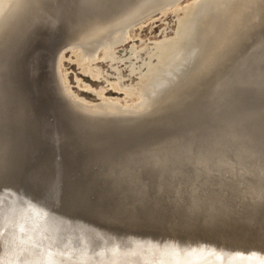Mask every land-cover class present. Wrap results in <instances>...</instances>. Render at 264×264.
Segmentation results:
<instances>
[{
  "label": "bare ground",
  "instance_id": "1",
  "mask_svg": "<svg viewBox=\"0 0 264 264\" xmlns=\"http://www.w3.org/2000/svg\"><path fill=\"white\" fill-rule=\"evenodd\" d=\"M49 1L0 0V124L2 107L7 106L6 101L12 93L14 95L22 89L24 96H28L26 90L31 83L25 82L26 69L45 59L42 51L48 48L49 39L44 33L31 41L32 45L34 42L38 45V52L31 58L27 54L29 61L27 59L25 67L24 56L23 60L18 58L14 49L20 39L19 30L27 32L34 20L45 16ZM155 7L162 13L176 12L179 26L175 36L156 43L151 57L155 55L157 61H144L145 71L140 67L142 63L137 65L140 70L136 63L131 65L132 73L140 71L137 82L126 83L121 71H117L116 80H109L112 87L124 93L125 97L108 96L106 87L95 89L84 82L100 100L93 102L77 94L70 86L68 74L64 73L66 52L74 54L83 72L99 78L101 66L94 62L101 57L109 58L111 62L123 60L114 46L127 41L136 24L151 17ZM57 19L68 42H64L62 49L57 51L58 55L54 52L57 57L53 65L56 74L51 73L75 112L80 110L89 115L91 122L103 115L100 118L104 121H101L108 122L109 127L111 123L127 127L138 124V127V120L147 118L144 128L160 119L159 116L177 112L180 127L185 126L181 131L182 138L174 139L176 142L172 139L155 140L154 137L146 148L127 152L124 157L119 153L94 160L97 168L88 187L98 196L97 203L103 210L102 220L63 214L10 188L1 191L0 240L3 243L0 258L4 264H173L176 260L217 264L218 259L223 260V264H257L233 257L235 254L264 256V127H259L253 119L246 120L242 114L251 107L249 101L257 98L252 94L253 85L263 77L258 76L264 71V0H69L61 7ZM24 20V25L19 27ZM252 36L257 42L255 51L250 49L253 53L250 56L245 54L248 58L243 62L240 53ZM130 49L129 58L139 52L135 44ZM238 55L239 58L234 59ZM232 60L236 65L243 63L235 75L236 88L227 92L225 86L229 87V84H222L225 87L223 91L227 90V93H223L225 96L220 99L219 109L225 119L211 122L208 115L211 111L202 110L198 99L213 87L211 84L216 86L222 81L223 74L220 73ZM44 73L48 74L46 67ZM254 80L257 82L253 83ZM202 118L210 122H202ZM190 119L197 120L196 125L188 127L190 124L186 122ZM111 130L114 129L111 127ZM2 131L1 124L0 172L4 169L3 151L6 149ZM129 134L126 133L127 136ZM33 169L41 170L32 168L29 170L32 175ZM16 173L21 174L17 170ZM56 177L54 180H58L59 176ZM39 182L42 185L43 180ZM55 183L57 187L62 184ZM34 189L38 188L34 186ZM58 191L53 192L56 195L60 193ZM152 227H157L158 231Z\"/></svg>",
  "mask_w": 264,
  "mask_h": 264
},
{
  "label": "rangeland",
  "instance_id": "2",
  "mask_svg": "<svg viewBox=\"0 0 264 264\" xmlns=\"http://www.w3.org/2000/svg\"><path fill=\"white\" fill-rule=\"evenodd\" d=\"M68 1L69 0H50L48 3V6H47V12L45 13V16H42V18L39 20L37 19V21L34 20L32 22V23H34L33 26H31V28L27 32L24 30L20 32V30H19L18 37L20 39L23 36L24 37L21 39L22 41L20 39H18V41H17L18 46H16V48L14 49L15 50L14 52L17 53L19 56H21V57L18 56V58H20V59H22V57L24 56L23 57L24 63H25L24 67L26 66L27 59L29 61V58L27 56L30 54V58H31V56L33 57L38 52V45L36 46V44H34L35 42L32 45L31 41L36 39V37L38 38L40 33H44L48 36V39H49V40L47 39L49 42V46L45 50L46 52L42 51V53L46 57V67H47L48 71H50V72L52 71L56 74V72L54 71V70H56V68L53 67V65L55 66V64H56V58H57L55 54L57 53V51L59 52V50L62 49V46L65 43L68 42L66 35L63 32H61L60 21L57 19V17H59L61 7H63V5H65V4H67ZM185 4H186V2H185ZM152 11H154V12L150 15L151 17L145 18L142 22H139L138 24H136L135 29L133 31H131V35L127 39V41L123 42L122 44L121 43L116 44L114 46V49L117 50L116 51L117 54L122 56L123 60L117 59V60H115L117 62L112 61L113 67L111 64L112 62L109 58H103L102 59V57H101L98 62L97 61L94 62L95 65L102 67V68L100 67L101 76L99 78H94L90 73L83 72L81 66L75 60L76 57L74 56V54L72 55V53L70 51L66 52V58L63 61L64 73L68 74L70 86L77 94H79L80 96H84L93 102H98L100 100V97L95 92H93L92 90H89L88 87H86V85L84 83H87V85H89L95 89H99L100 87H106L105 92H106V95H108V96L125 97L124 93L119 92L112 87V85L109 83V80H116L118 77L117 75H119V72L121 71L122 74L124 75V81L126 83L137 82L139 80V73H140V71H139L140 69H139V67H137V65L139 66L142 63L140 65L141 69L146 70L147 66H146V64H144V61H149L151 59L153 62H156L157 57L155 55H153L151 57V52L155 49L156 43L160 40H163L164 38H167V37L169 38V37L175 36L176 31H177L178 26H179V16H178V14H176V12L171 10V11H168L167 13H162V12H160V10H158V7L153 8ZM55 12H56V14H54ZM182 14H183V11L180 12V15H182ZM54 16L56 19L54 18ZM51 18H53V19H51ZM43 19H45V21H43ZM48 19L49 20L51 19L50 20L51 22ZM52 20H54L55 22H53ZM25 22H26L25 20L21 21L19 24V27L24 25ZM21 35H22V37H21ZM263 38H264V33H263ZM255 39L256 38L253 36L250 37L248 42L250 40H251V42H249V43L247 42L248 45L246 44V46H245L246 48L240 53V57L243 56V58H242L243 62L248 58L247 56H250L249 54H251L255 51L256 47H254V46H256V43H257V42H255L256 41ZM19 41H21V42L19 43ZM17 42H14L13 44H15ZM13 44H11V45H13ZM132 44H135L136 47H138L139 52L136 55H132L131 58H129L128 56L131 55V49L130 48H131ZM259 44H260V42H258V45ZM252 48H254V50ZM34 50H35V52H34ZM248 50H250V51L247 52ZM54 52H56V53H54ZM245 52H247V53H245ZM245 54H247V56ZM57 55H58V53H57ZM238 58H239V55L237 58H234V59H238ZM232 61L233 62H231V61L228 62V64H230V65H226V67L222 70V71H224V70L225 71L220 73V74H223L222 79H221L222 81L220 80L221 82L219 84H217L216 86L214 85L215 83L213 85L211 84V86H213V87H210V89L207 90V92L205 91V93H203L199 97V99H200V100L198 99L199 102L197 101L198 105L203 107L202 110H208V112L211 111V113H209V114L216 113L220 110L219 109V105H220V101H221L220 99H222L225 96V94L223 95V93H227V92L234 90L233 87L236 88V82H235L236 76L235 75L236 74L238 75V73H239L238 71L242 69L241 65L243 63L242 64L237 63V65H236V64H234V60H232ZM132 64H135L137 69H139L136 73L131 72V65ZM232 64H234L235 67ZM35 65L36 64H34V66ZM238 65H239V67H238V69H236ZM229 66L231 69L229 68ZM52 67H53V70H52ZM115 67H116V69H115ZM232 67H233V69H232ZM226 69L228 71L229 70L230 71L231 70H235V71L237 70V71L236 72L231 71L232 73L229 71L228 73H231L232 74L231 75V74L227 73ZM117 71H119V72H117ZM18 73H19V71H18ZM233 73H235L234 76H233ZM260 75H262L263 77ZM227 76L230 79H228ZM223 77H227V78L224 79ZM258 77L263 78V79L260 78L261 81L263 80V82L258 81L261 84H263L261 86H260V83L258 85V82H257V80L259 79ZM258 77H257V80L253 81V83L255 81L257 82L254 84L255 86L251 83L250 84H251V86L253 85V88L256 87V89L257 88L260 89L259 88V86H260L261 87L260 90L264 91V89H263L264 88V71L261 74H259ZM223 80H226V81L223 82ZM227 80L228 81L230 80V81L228 82ZM224 83L226 85L229 84V87H228V85L225 86L226 89L228 90V91L226 90L227 92L223 91V89L225 88V87H223L225 85ZM222 84H224V85H222ZM54 85L58 86V82L54 83ZM21 90L20 89L17 90L14 95L12 93V95L6 101L7 106L2 107L4 109H2V113H1V124H2V130H3L2 132L4 133V136H5V141H6L5 148L6 149H4V151H3V155L5 153V155L3 157L4 158V169H3V172H0V178L4 183L5 182L10 183L12 178H13L14 186L16 185L15 187L23 186L22 184H24V183H25L24 186L25 185L27 187L31 186V189H34V186H35V188H38V189H34V190L38 192L37 193L38 195L41 194L42 195V196L40 195L41 197H44L46 195L45 193L48 192L47 196H45L44 198H47V199L48 198H55V199H57L56 202H58V203H56V204L57 205L59 204L58 205L59 209L64 211V213L67 215L77 214L78 211H80L84 207L89 208V207L95 205L96 201H98V196L96 195L95 191L88 187L89 181L91 180V176L93 177L94 171L97 168V165H95L94 160L105 157L107 155L108 156H116L121 151L125 150L126 147H128V148L134 147V146L138 145L139 143H141L142 140L145 141V140H147V138L150 139L151 138L150 136H152V138L150 140L162 139L163 137H167L168 135L173 134L174 132H176L178 130L177 128L180 127V125L178 123V120H180V118H178L177 112L164 114L163 115L164 118L162 116H159L160 119H157L155 122L152 123V125L150 123H149L150 125L147 124L148 126L145 125L146 128H144L143 123H145L147 118H141L138 120L139 126L143 124L140 127L136 126L138 124H135V126H134V124H132L129 127H127L128 125H126V126L123 125L124 126V128H123V126H119V125L116 126L115 123H113L114 125L111 123L110 127H109L108 122H106V123L102 122L104 120H102L100 117H102L103 115L99 116L98 119H93L91 122L90 119H92V117H88L89 115H84L82 113V111H80V110H78V111L76 110V112H75L74 111L75 109L70 104L66 103L67 105L65 104L63 106L61 103L60 104V110L63 112L62 114L64 116L65 122L67 123V125H68L67 127L69 129V136L67 138L69 142H67L62 147L56 146V148H55L53 141H52V143H50L51 139H52L51 133H50V136H49V133H47L49 131L48 130L49 125L44 123V122L47 123L45 114H48V113H47V110H45L43 107L44 105L42 104V100L38 101L37 94H36L37 91H36V93L34 91L32 92V86H29V89L26 90L28 92V96H24L25 91L22 90L24 92V93H22ZM57 90H59L58 87H57ZM205 95H206V97H205ZM204 100L206 102H204ZM217 102H219V103H217ZM207 103H209V104H207ZM206 106L207 107L209 106V108H206ZM212 108H214V109L212 110ZM41 111L44 113V115L42 114ZM38 112L40 114H42L43 116L40 115ZM175 113H176V115H175ZM82 115L85 117H83ZM86 116L89 119H87ZM40 120H42V121L40 122ZM86 121H87V123H86ZM97 121H99V122H97ZM100 121L102 124L100 123ZM38 122H40V123L38 124ZM96 122L99 125H96ZM90 123H92L91 125H93V127L91 125H89ZM163 123H164V125H163ZM167 123H169V125H167ZM100 124H101V126H100ZM103 124H104V126H102ZM105 124H107V125H105ZM38 125H39V127H38ZM153 125L155 127H152ZM157 125H159L160 128L164 127L163 128L164 130L160 129L159 126H157ZM95 126H97L99 128H97V127L94 128ZM111 127L115 131L111 130ZM135 127H137V128H135ZM141 127H143V128H141ZM147 127H149V128L147 129ZM156 127H157V130L159 132L158 131L156 132ZM167 127H168L167 130L170 132L165 130ZM36 128H37V130H36ZM44 128H45V130H43ZM140 128L143 130L140 131L141 130ZM102 129H104V132ZM109 129L112 132L110 131L108 133ZM153 129H154V131L152 132ZM170 129L173 131H171ZM94 130H96L97 132ZM105 130L107 133H105ZM161 130H162V132H161ZM174 130H176V131H174ZM36 131L39 133H36ZM144 131H145V134L146 133L150 134V132H151V135L150 136H149V134L145 135L143 133ZM166 131L168 134H165ZM128 132L131 134H129ZM22 133H24V135H23L24 139L22 137ZM33 133H34V135H33ZM126 133L129 135L127 136ZM169 133H171V134H169ZM28 135H29V137H28ZM45 135H46V137H45ZM131 135H133V137H135V138L131 137ZM142 135H144V136H142ZM136 136H137L138 140H136L137 139ZM33 138H34V140H33ZM27 139H28V141H26ZM29 139L31 142L29 141ZM37 140H39V141H37ZM39 142H41L42 145H40ZM35 143H36V145H35ZM25 144L27 146H25ZM125 144H127V145H125ZM23 145L25 148L23 147ZM47 146L49 147V150H48ZM51 148L53 149V151ZM15 156H17V158ZM25 157H27V158H25ZM13 160L15 163H13ZM17 160H19V161H17ZM53 160H54V162H55V160L57 161L56 165L53 162ZM21 161H23V162H21ZM33 162H35V163H33ZM59 162H61V163H59ZM51 163L52 164L54 163V164L52 165ZM15 164L18 167L17 166L14 167ZM26 164H27V166H26ZM21 166H23V167H21ZM28 166H30V167H28ZM53 166H54V168H53ZM36 167L41 168V170L37 171V170L33 169L32 170L33 175H32L31 171H29V170H31L32 168H36ZM58 167H62V168L59 169ZM51 168H52V170H51ZM58 169L60 171H64V172H60ZM10 170L12 173L9 172ZM13 170H15V172ZM16 170L19 173L21 172V174H17ZM23 171H25V172H23ZM55 171L60 172V174L57 172L55 173ZM13 172H14L15 177L13 176ZM28 172H30L31 174ZM37 172L39 173V175ZM15 174H17V175H15ZM7 175H8V177H7ZM18 175H20L19 179L17 178ZM56 175H57V177L59 176V178H58L59 181L57 179L54 180ZM36 176H38V177L40 176V177L38 178ZM9 177H11V179ZM14 178L16 179L15 181H14ZM33 178H35V179H33ZM37 178L40 180H37ZM45 179H47V180H45ZM42 180H43V182L41 183L42 185H40L39 181H42ZM31 181H34V183L36 185L33 182L31 184ZM54 181L60 182V184L62 183L61 185L58 186L59 188L57 187V183H55ZM13 182H11L10 184L13 185ZM26 182L28 183L29 186L27 185ZM46 182H48V183H46ZM32 185H33V187H32ZM54 186H56L57 188H55ZM61 186H62V188L60 189ZM41 187H43V188H41ZM52 187H54L56 190L55 189L53 190ZM44 190L45 191L47 190V191L44 192ZM53 191L60 192L59 193L60 195L56 194L59 196L58 198ZM50 193H52V194H50ZM63 196H65V197L63 198Z\"/></svg>",
  "mask_w": 264,
  "mask_h": 264
},
{
  "label": "water",
  "instance_id": "3",
  "mask_svg": "<svg viewBox=\"0 0 264 264\" xmlns=\"http://www.w3.org/2000/svg\"><path fill=\"white\" fill-rule=\"evenodd\" d=\"M44 67H46V57L45 59L43 58L42 60H40V62H38L35 66L33 67L31 66L28 70L26 69L27 80L25 82L28 84L29 82L31 83L29 85L32 86V92L34 91L36 93L37 91L36 94H37L38 101L42 100V104L44 105L43 107L45 110H47L48 114H46V120H47V124L49 125V133H51L52 135V141H53L54 147L55 148L56 146L62 147L67 142H69L67 139L69 136V129L67 127L68 125L65 122L64 116L62 114L63 112L60 110V104L62 103V105L64 106L67 102L61 90L60 89L57 90V86L54 85V83H56L54 81L55 79L54 74L50 72L51 74L50 75L48 70H47L48 74L44 73ZM44 85H46L47 89L46 88L44 89ZM253 90H254V93L252 94L256 96L257 98L255 100L249 101L251 103V105L249 106L251 107L247 108V112H244L242 114H245L244 117L246 120L253 119L255 120L254 122L259 127H264V91H261L260 89H256V88H254ZM47 91H48V94H47ZM221 111L222 110H219L216 113L208 114L211 119L210 121L217 122V123L222 122L225 119L224 118L225 116L222 114ZM208 115L205 117L207 118ZM190 121L191 119L186 122L190 124L188 125V127H190L191 125L193 126V124L196 125L197 120L193 119L191 122ZM201 121L205 123L210 122V121L206 122L204 118H202ZM184 126L185 125H183V127ZM182 128L179 127L176 132H174L173 134L167 137H163L161 140L165 141V140L172 139L173 141H175L174 139L176 138H182V134H181L182 133L181 131H183ZM150 141H151L150 139H147L134 147H130V148L126 147L125 150L120 152V155L119 154L117 155L124 157L127 152L130 153L134 150L144 149L148 146L147 143H150ZM105 157L108 158L110 156L107 155ZM7 188L15 190L22 196L28 197L38 204H41L43 206L49 207L53 210H56V211H59L65 214L64 211L59 209L58 205L56 204L57 199L55 198L46 199L38 195L34 189H30L29 187L24 186V185L21 187L20 186L15 187L14 185H11L10 183H7V182L4 183L0 178V192L5 191ZM97 202L98 201H96L95 205L89 208L84 207L83 209L78 211L77 214H70V216L83 218V219H90V220H97V219L102 220L101 216H103V210L101 209V206ZM152 229L158 231L157 227H152ZM151 236L159 237V235H152V234Z\"/></svg>",
  "mask_w": 264,
  "mask_h": 264
},
{
  "label": "snow or ice",
  "instance_id": "4",
  "mask_svg": "<svg viewBox=\"0 0 264 264\" xmlns=\"http://www.w3.org/2000/svg\"><path fill=\"white\" fill-rule=\"evenodd\" d=\"M2 240H0V246H2ZM223 255V252H222ZM235 259H240V260H245V261H255L257 264H264V256L257 257V256H245L242 254H235L234 257ZM0 264H4V261L2 258H0ZM163 264V262H161ZM173 264H199V261H191V262H182L180 260L173 261ZM217 264H223V260L217 261Z\"/></svg>",
  "mask_w": 264,
  "mask_h": 264
}]
</instances>
